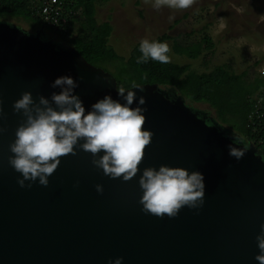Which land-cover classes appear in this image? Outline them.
<instances>
[{
	"label": "water",
	"instance_id": "95a60500",
	"mask_svg": "<svg viewBox=\"0 0 264 264\" xmlns=\"http://www.w3.org/2000/svg\"><path fill=\"white\" fill-rule=\"evenodd\" d=\"M43 32L0 20V109L6 114L0 120L6 129L0 133V264H107L117 257L123 264H259L264 157L252 141H244L249 147L239 161L230 157L227 145L240 136L193 109L173 88L154 83L138 85L143 92L133 89L145 99L143 128L153 133L138 168L199 170L205 184L199 209L185 206L171 218L146 213L139 203L141 172L129 181L110 179L79 149L60 158L46 187L17 184L20 173L8 164V146L22 119L12 109L22 92L50 97L59 91L50 83L70 74L82 77L75 92L86 111L104 95L119 99L110 73Z\"/></svg>",
	"mask_w": 264,
	"mask_h": 264
},
{
	"label": "clouds",
	"instance_id": "9594fccd",
	"mask_svg": "<svg viewBox=\"0 0 264 264\" xmlns=\"http://www.w3.org/2000/svg\"><path fill=\"white\" fill-rule=\"evenodd\" d=\"M195 0H153L152 6L159 10L187 9ZM174 17L169 16V20ZM141 56L137 63H147L149 59L161 64L171 62L170 48L166 42H140ZM72 75H61L50 83L53 91L50 97L37 95L34 99L29 91L21 93L12 104L13 112L22 119L15 129V139L9 144L13 155L8 164L18 173L17 184L31 187L49 184L48 177L60 165V158L77 150L91 154V164L102 170L110 179L121 178L129 181L139 172L138 185L141 190L139 203L142 211L157 217H175L182 207L199 209L204 204V176L199 170L189 171L183 167L160 165L157 168L139 169L145 155V147L150 144L153 133L144 129L146 108L143 96H137L133 89L144 91L143 87L132 85V90L121 88L119 99L104 95L90 105L86 111L84 102L75 89L79 80ZM121 100L123 102H121ZM136 101V106L132 107ZM6 114L0 109V120ZM6 129L0 127V133ZM243 138L232 137L227 145L228 155L239 161L248 151ZM22 177V178H21ZM28 181V184L25 182ZM97 193H103L101 184L95 185ZM259 253L255 259L264 264V224L256 236ZM107 264H123V257L109 259Z\"/></svg>",
	"mask_w": 264,
	"mask_h": 264
},
{
	"label": "rangeland",
	"instance_id": "374dc122",
	"mask_svg": "<svg viewBox=\"0 0 264 264\" xmlns=\"http://www.w3.org/2000/svg\"><path fill=\"white\" fill-rule=\"evenodd\" d=\"M152 4L153 0H108L96 4L95 17L99 23L111 25L109 44L118 54L128 56L137 42L153 41L166 33L170 36L167 44L171 62L188 64L196 73L208 72L218 65L236 74L245 71V82L257 75L264 77V0H195L187 9L156 10ZM74 16L82 21V11ZM169 16L174 19L169 20ZM78 19L74 20L73 32ZM6 22L29 33L41 28L20 18H8ZM43 34L46 39L65 45L55 35ZM205 36L210 39L211 48L205 47ZM175 42L192 45L197 56L176 51ZM186 102L196 111L214 115L208 104Z\"/></svg>",
	"mask_w": 264,
	"mask_h": 264
},
{
	"label": "trees",
	"instance_id": "16d2710c",
	"mask_svg": "<svg viewBox=\"0 0 264 264\" xmlns=\"http://www.w3.org/2000/svg\"><path fill=\"white\" fill-rule=\"evenodd\" d=\"M66 1L68 12L82 11V21L79 17H71L69 26L56 30L44 27L45 34L48 32L62 39L60 41H64L66 46L74 47L88 63L110 73L119 90L131 88L133 84L156 83L159 87L173 88L185 101L208 104L214 110V117L219 124L234 131L245 142L252 141L264 157V117L254 120V123L249 117L254 108L253 98L263 86L264 77L257 75L245 82V71L236 74L222 65L215 66L208 72L196 73L188 64H161L151 59L147 63H137L142 55L139 51L140 42L134 44L128 56L118 54L109 44L111 25L109 22L99 23L95 17L96 4L108 0ZM8 18H20L34 28L42 27L33 10L32 0H0V20L6 21ZM76 19L78 27L73 32ZM169 38L164 33L155 40L167 43ZM204 40L205 47L211 48L210 39L205 36ZM174 46L176 51L189 57L198 54L192 45L182 46L175 42Z\"/></svg>",
	"mask_w": 264,
	"mask_h": 264
},
{
	"label": "built area",
	"instance_id": "2783aa9c",
	"mask_svg": "<svg viewBox=\"0 0 264 264\" xmlns=\"http://www.w3.org/2000/svg\"><path fill=\"white\" fill-rule=\"evenodd\" d=\"M35 15L40 19L42 28L64 29L69 26L71 17H75V12H68L66 0H32ZM263 77V76H262ZM254 108L249 117L260 120L264 117V84L260 87L257 95L253 98Z\"/></svg>",
	"mask_w": 264,
	"mask_h": 264
},
{
	"label": "flooded vegetation",
	"instance_id": "af4514ba",
	"mask_svg": "<svg viewBox=\"0 0 264 264\" xmlns=\"http://www.w3.org/2000/svg\"><path fill=\"white\" fill-rule=\"evenodd\" d=\"M43 33H44V32H43ZM201 112H202V111H201ZM201 114H202V113H201ZM202 115H204L205 117L208 116L207 113H206V114H202ZM223 127H224V126H223ZM224 129H226V127H225ZM226 130H227V129H226Z\"/></svg>",
	"mask_w": 264,
	"mask_h": 264
}]
</instances>
